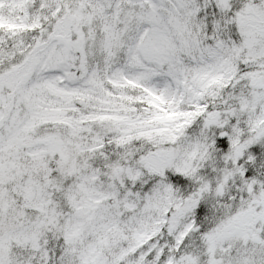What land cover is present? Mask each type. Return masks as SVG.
I'll list each match as a JSON object with an SVG mask.
<instances>
[{"label": "snow or ice", "instance_id": "1", "mask_svg": "<svg viewBox=\"0 0 264 264\" xmlns=\"http://www.w3.org/2000/svg\"><path fill=\"white\" fill-rule=\"evenodd\" d=\"M0 264H264V0H0Z\"/></svg>", "mask_w": 264, "mask_h": 264}]
</instances>
